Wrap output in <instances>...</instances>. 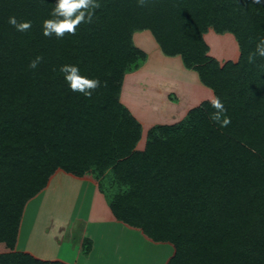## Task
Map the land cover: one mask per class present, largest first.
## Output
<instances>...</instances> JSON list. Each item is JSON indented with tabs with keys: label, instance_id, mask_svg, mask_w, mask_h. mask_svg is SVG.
Instances as JSON below:
<instances>
[{
	"label": "trees",
	"instance_id": "16d2710c",
	"mask_svg": "<svg viewBox=\"0 0 264 264\" xmlns=\"http://www.w3.org/2000/svg\"><path fill=\"white\" fill-rule=\"evenodd\" d=\"M97 2L92 23L60 39L42 34L56 0H0V264H70L16 249L26 204L58 170L92 180L118 221L170 243L164 264H264V58L247 60L264 38V0ZM209 29L234 36L237 59L208 54ZM142 30L221 99L227 127L203 99L136 148L142 125L120 93L147 59L133 41ZM62 65L101 86L90 98L71 91ZM82 244L88 253L92 240Z\"/></svg>",
	"mask_w": 264,
	"mask_h": 264
},
{
	"label": "rangeland",
	"instance_id": "374dc122",
	"mask_svg": "<svg viewBox=\"0 0 264 264\" xmlns=\"http://www.w3.org/2000/svg\"><path fill=\"white\" fill-rule=\"evenodd\" d=\"M145 32L151 35L148 30H145ZM135 33L134 43L139 47L144 45L146 49L142 48L150 54L142 66L125 74L120 100L134 116L139 118L144 128L147 123L150 124V127L152 122V125L154 123L172 122L173 118H170V111L173 109L171 110L168 103V108L163 111L158 110L160 108L159 103L162 101L167 102L175 99V102L177 101L176 103L181 107L180 110H182L180 116L179 110L176 113V118L180 119L190 106L193 107L201 100L208 99L209 92L207 88L209 87L202 84L195 73V79L200 84L199 88L201 90L192 91L191 100L186 98L183 92L187 93V89L190 90L191 80L189 76L192 75L188 76V74L192 73V70L186 69L178 56H174L173 60L169 61L170 56L168 58L160 50H157L152 36V40H150L151 37H148V34H144L142 31H136ZM204 39L209 45L208 54L217 58L221 63L227 59H237L239 55L238 45L231 33L218 34L213 29H209L205 33ZM149 43H152L153 46ZM152 47H155L157 51L150 50ZM181 69L187 71V75L185 74V77L181 75L175 77V74L183 71ZM178 78L182 81V92L179 93L178 90H174L176 92L170 91V93L163 95L162 91L174 85L175 79L177 85L179 84ZM156 111H159L160 114ZM63 174L65 176L62 181L54 178L41 194H37L26 204L24 225L32 222L33 230H26V226H24L23 234L27 232V236H30V242L27 246L33 255L46 256L45 258H54L61 255L66 256V259H83L82 255L88 256L92 249L91 247L88 253L82 252L81 249L83 247L82 239L87 235L85 232L91 230V225H89L91 222L87 223L86 220L90 210L88 206L91 205L90 194L88 193L87 196L82 189H80L82 193L79 188L77 189V185L81 180L66 175V173ZM97 193L106 209L108 206L104 195L98 189ZM97 201L100 202V200ZM93 205L95 208L98 207L97 202H94ZM107 210L109 211L108 208ZM117 223L121 225L122 230L121 228L115 230V227L108 228V223L104 222L101 223L100 227L99 223L94 225L96 228L95 233H91L90 237H94L98 241L94 243L96 249L92 253L91 261L87 264L165 263L173 249L170 243L151 241L139 230L133 231L121 222L117 221ZM140 236L145 239V242H148V245L141 241ZM23 246L20 243L18 247L22 249Z\"/></svg>",
	"mask_w": 264,
	"mask_h": 264
},
{
	"label": "clouds",
	"instance_id": "9594fccd",
	"mask_svg": "<svg viewBox=\"0 0 264 264\" xmlns=\"http://www.w3.org/2000/svg\"><path fill=\"white\" fill-rule=\"evenodd\" d=\"M259 3V0H254ZM139 7H146L147 0H137ZM101 7L97 0H56L52 9L51 17L42 22V34L45 37L62 39L65 34L75 35L76 29L82 23H92L95 11ZM8 23L16 31L24 33L31 29V21H18L15 16L8 18ZM257 57L264 58V38H261L255 45L253 52L248 54L249 64H254ZM42 56H36L29 62L30 69H36L42 62ZM59 71L63 74L64 80L73 92L80 93L85 97H91L93 91L101 86V81L95 78H88L80 74L76 65H62ZM210 105L214 111L210 119L220 127H227L231 123L230 117L226 115V108L221 99L215 95L210 97Z\"/></svg>",
	"mask_w": 264,
	"mask_h": 264
},
{
	"label": "crops",
	"instance_id": "0c3cea01",
	"mask_svg": "<svg viewBox=\"0 0 264 264\" xmlns=\"http://www.w3.org/2000/svg\"><path fill=\"white\" fill-rule=\"evenodd\" d=\"M147 31V30H146ZM149 31V30H148ZM150 32V31H149ZM140 33V32H139ZM138 33V34H139ZM142 33H144V34H148V37H151L152 36V34L151 35H149V33H147V32H145V30L143 31L142 30ZM135 36H136V33H134L133 34V38L135 39ZM153 37V36H152ZM152 37H151V39L150 40H152ZM155 43H156V41H155ZM150 44V43H149ZM151 46H153L152 45V43L150 44ZM142 47H144V45L142 46ZM141 47V48H142ZM155 47H157V50H160L159 49V46H158V44L156 43V46ZM155 47H152V48H150V50H152V51H157L156 49H155ZM145 48V47H144ZM146 49V48H145ZM150 50H148V51H150ZM149 52L147 53V57L149 56ZM163 54V53H162ZM168 58H169V56H168ZM173 58H174V56H170V58L168 59L169 61L170 60H173ZM177 60V59H176ZM179 61V60H178ZM180 62V61H179ZM180 64V63H179ZM181 70H183L182 72L180 71L178 74H175V77L176 76H178V75H181V76H183V77H185V74L187 75V71H185L184 69H181ZM194 71H192V73H189L188 74V76L189 75H192V76H189V79L191 80V84H190V90L189 89H187V93H184L183 92V94H184V96L186 95V98H189L190 100H191V94H192V91H199V90H201V88H199L200 87V84L197 82V80L195 79V75H194ZM196 74V73H195ZM197 75V74H196ZM188 76H186V77H188ZM178 81H179V86L177 85V83H176V79H175V81L173 82L174 83V85H172L171 87L169 86V88L167 87L166 89H164V91H162L163 92V95L164 94H168V93H170V91H174V90H178V92L180 93V92H182V88H183V85H182V81L178 78ZM177 88V89H176ZM205 88H207V87H205ZM181 89V90H180ZM208 89V92H209V96H208V99H210V97L211 96H213V92H212V90L210 89V88H207ZM174 92H176V91H174ZM178 94V93H177ZM179 97H180V95H179ZM195 97V96H194ZM177 100V99H176ZM177 102V101H176ZM175 102V99L174 100H169V101H162V102H160L159 104H160V108L158 109L159 111H163L164 109H166V108H168L167 107V103L169 104L168 106L169 107H171V110L172 111H170V118L172 119V122L173 121H176V120H178L179 118H176V113L178 112V110H179V112H180V114H179V116L181 115V112H182V110H180V108L181 107H179V104L178 103H176ZM173 106H175V107H173ZM191 107V106H190ZM189 107V108H190ZM159 111H156V113H158V114H160L159 113ZM155 113V114H156ZM183 116V115H182ZM181 116V117H182ZM136 117V116H135ZM138 120H139V118L138 117H136ZM140 121V120H139ZM152 121V120H151ZM140 123H141V121H140ZM151 123V122H150ZM153 123V122H152ZM152 123H151V125H152ZM169 123H171V122H169ZM155 124V123H154ZM141 125H142V132H141V137H140V139H139V141L137 142V144H136V148L137 149H143L144 148V145H145V141H146V132H147V130H148V128H149V125H148V123H147V126L144 128V126H143V123H141ZM61 172H63V173H66V172H64V171H62V170H58L51 178H50V180H49V182L51 181V180H53L54 178H58L60 181H62V179H63V177L65 176L63 173H61ZM68 173H66V175H67ZM68 175H70V174H68ZM70 176H72V175H70ZM74 177V176H73ZM74 178H76V179H79V180H81L80 181V183H79V185H77V189L79 188V191L82 193V191L80 190V189H82L86 194H87V196H88V193L90 194L89 196H90V199H91V201H90V203H91V205H90V207L88 206V208L90 209L89 210V215H88V217H87V223H90L89 225H91V230H87L85 233H87V235H86V237H89L90 239L92 238V249H91V251L89 252V255L88 256H84V255H82L83 257V259H79V258H68V259H66L65 257L66 256H59V257H54V258H59V259H62V260H64V261H66V262H68V263H70V264H87V263H89L90 261H91V259H92V253H93V251L96 249V247L94 246V243H95V241H98L97 239H94V237H90V234L92 233L93 234V232L95 231V227H94V225H98V223H99V227L102 225L101 223H108L107 225V227L108 228H111L112 229V227H115V230L117 229V230H119L120 228H121V230H122V227H120L121 225H119L118 223H117V219L115 218V216L113 215V213L111 212V210H110V208L109 207H107L108 209H109V211L107 210V208L105 209V206H104V203L101 201V199H99L100 197H99V195H98V193H97V189H98V187H97V184L95 183V182H93L92 180H90V179H86V178H77V177H74ZM49 182H48V184H49ZM48 186V185H47ZM47 186L44 188V189H46L47 188ZM43 189V190H44ZM43 190L39 193V194H41L42 192H43ZM99 190V189H98ZM100 192V191H99ZM82 195V194H81ZM83 196V195H82ZM98 196V197H97ZM97 200H100V202H98ZM94 202H97V205H98V207H93L94 205H93V203ZM107 206H108V204H107ZM25 209H26V206H25ZM25 209H24V213H23V216H22V219H21V223H20V230H19V235H18V240H17V244H16V249L17 250H27V251H29L30 252V250H29V248H28V244H29V242H30V240H29V238H30V236H27V232L25 233V234H23V230H24V226H26V230H33V227H32V225H33V223L32 222H29V224L28 223H26V225H24V223H25ZM97 209V210H96ZM106 212V213H105ZM99 214V215H98ZM120 222V221H119ZM122 223V222H121ZM122 224H124V223H122ZM125 225V224H124ZM127 226V225H126ZM128 227V226H127ZM94 228V229H93ZM124 228V227H123ZM128 228H130L131 230H133V231H137V230H139V229H135V228H131V227H128ZM85 231V230H84ZM124 231V230H123ZM140 231V230H139ZM125 232V231H124ZM141 232V231H140ZM95 233V232H94ZM128 233V232H127ZM99 239V238H98ZM140 239H141V241L144 243V244H146V245H148V242H145V239L142 237V236H140ZM20 243H22L24 246H23V248L21 249V248H19L18 246L20 245ZM79 249H80V245H79ZM32 253V252H31ZM172 253V252H171ZM33 254V253H32ZM36 256V255H35ZM37 257H40V256H37ZM46 256H42L41 258H45ZM47 258H49V259H53L52 257H47Z\"/></svg>",
	"mask_w": 264,
	"mask_h": 264
}]
</instances>
